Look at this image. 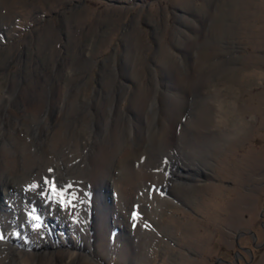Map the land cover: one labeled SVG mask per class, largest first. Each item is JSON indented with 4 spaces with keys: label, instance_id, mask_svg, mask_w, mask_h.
<instances>
[{
    "label": "rangeland",
    "instance_id": "rangeland-1",
    "mask_svg": "<svg viewBox=\"0 0 264 264\" xmlns=\"http://www.w3.org/2000/svg\"><path fill=\"white\" fill-rule=\"evenodd\" d=\"M61 91L65 101L55 98ZM57 101L52 124L74 126L90 165L117 127L125 137L150 120L169 129L149 159L129 163L158 178V211L137 229L138 248L130 223L114 226L112 189H95L83 216L90 246L56 229V250L32 247L36 264L62 248L83 253L79 264H264V0H0L3 118ZM187 171L198 180L179 194L174 174ZM44 173L19 196L33 184L46 191L45 179L75 180L54 167ZM104 206L107 242L99 241ZM127 211L139 214L140 203Z\"/></svg>",
    "mask_w": 264,
    "mask_h": 264
},
{
    "label": "bare ground",
    "instance_id": "bare-ground-1",
    "mask_svg": "<svg viewBox=\"0 0 264 264\" xmlns=\"http://www.w3.org/2000/svg\"><path fill=\"white\" fill-rule=\"evenodd\" d=\"M36 95L27 96L28 101L36 99ZM55 98L65 101L69 96L61 91L58 94L56 92ZM57 103L58 101L52 106L40 103V109L37 112L33 111V107H26L22 111L15 109L12 115L8 114L7 118H3L0 107V152L5 155L0 158V193L3 195V198L0 199V235L4 236V239L0 240V264H36L30 255L32 247L35 246L37 249V247L44 246L56 250V248L53 249L56 243L51 241L52 234L56 229L62 235H65L66 232L74 234L80 247L83 246V242L86 244L83 247L90 246L88 226L83 216L87 214L85 205L89 201V195L95 194V189L96 191L102 188L112 189L111 200L112 203L114 201V204L110 208H113L114 215L117 217L114 226L130 223L129 227L133 232V240L130 245L132 249L138 248L139 244V241L134 237L137 238L140 234L139 231L143 230L142 226H146V223L153 220L158 208L159 194L154 192L155 189L152 185L158 178L143 167L144 163H138V166L135 167L132 164L129 167V163L137 162L142 157L149 159L148 151L155 149L157 144L167 137L169 125H164L160 130L150 120L148 125L144 126L145 128L142 130L140 127L137 130L133 129L127 137L123 136V133L119 134V127H117L118 129L113 130L111 144L108 147H101L90 165L88 161L86 163L81 161L85 155L80 153L79 142H77L73 131L74 126L68 122L63 123L58 118L55 121L57 124H52L51 113L54 106H58ZM67 106L65 104L62 108L63 114L66 108L69 109ZM146 106L147 103L135 106V112L139 116L142 115ZM58 107L60 108L61 104ZM184 110L185 108H180L181 113ZM135 135H137L136 141L140 137L142 139V146L139 149L138 142L133 141V147L131 145V138H135ZM3 140L7 142L8 146L3 144ZM143 146L146 148L141 151ZM52 167L56 169L59 176L60 174L66 175L64 178L69 177V179L72 176L75 179L70 187L66 185L67 183L64 187L56 185L58 191L64 190V199L71 200L70 206H63L59 202L61 199L59 195L49 199V196L52 195L49 185H47L49 187L46 191L39 187L31 189L27 186L29 187V197L19 196L18 193H21L25 185L29 184L27 179L43 175L46 169ZM181 174H177V176L174 174L173 179L175 185L173 189L179 190V194H181V189L190 188L192 186L190 183L198 180L197 175L192 171ZM145 180H151L153 183L146 187ZM142 191L145 192L142 194ZM137 202L140 203L141 211L139 214H135L134 219L133 213H129L127 209L129 204L137 205ZM83 205L84 208H80ZM110 208L104 206L101 211L102 216L99 224L101 232L99 241L101 242H107L110 236L111 229L105 223V217ZM35 216H38L39 219H34ZM49 221L50 225L47 224ZM37 224L40 227H36ZM20 230L27 231L28 237H20ZM129 236L130 234H128ZM60 250L58 255L57 251L49 253L44 264H63L65 261H69L68 264H79L80 260L84 258L81 252L71 253L63 251V248ZM124 251H129L128 246L125 245Z\"/></svg>",
    "mask_w": 264,
    "mask_h": 264
},
{
    "label": "snow or ice",
    "instance_id": "snow-or-ice-1",
    "mask_svg": "<svg viewBox=\"0 0 264 264\" xmlns=\"http://www.w3.org/2000/svg\"><path fill=\"white\" fill-rule=\"evenodd\" d=\"M44 183L45 184H48L50 186V191H51L52 195L49 196V199H53V197L55 195H59L60 198H61L59 202L63 206L68 207V206L71 205V200H65L64 199V190H59L58 191L57 186H56V183H55L54 180L50 182L47 179H45ZM38 187H39V185H37V184H33V185L30 186L31 189H36ZM133 218L135 219V213L133 214ZM34 219H37L38 220L39 217H34ZM36 227H40V225L37 224ZM2 239H4V236L3 235H0V240H2Z\"/></svg>",
    "mask_w": 264,
    "mask_h": 264
}]
</instances>
